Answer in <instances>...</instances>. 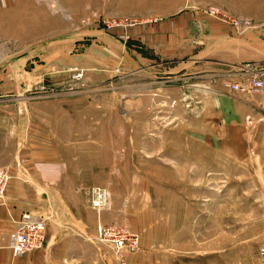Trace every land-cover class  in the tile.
<instances>
[{"label":"rangeland","instance_id":"374dc122","mask_svg":"<svg viewBox=\"0 0 264 264\" xmlns=\"http://www.w3.org/2000/svg\"><path fill=\"white\" fill-rule=\"evenodd\" d=\"M171 10L172 0H0V135L28 109L83 114L57 130L68 143L82 136L81 161L49 185L63 193L45 196L40 215L47 227L57 212L78 239L74 264H117L99 225L138 238L125 264H261L264 64L223 60L210 33L178 35ZM254 77L255 93L225 85ZM11 157L0 167L13 175ZM94 189L106 193L98 209Z\"/></svg>","mask_w":264,"mask_h":264},{"label":"crops","instance_id":"0c3cea01","mask_svg":"<svg viewBox=\"0 0 264 264\" xmlns=\"http://www.w3.org/2000/svg\"><path fill=\"white\" fill-rule=\"evenodd\" d=\"M209 9H215L218 15H211ZM170 14L172 29L176 30L178 35L180 32L182 35L210 33V36L215 38L214 41L218 40L220 58L223 60L239 64L247 62L264 64V27L262 26L264 0H172ZM212 17L224 21L225 18L235 17L237 21L233 25L230 23L218 25L212 21ZM200 20L209 21L210 26L198 22ZM27 111L17 118L14 125L5 126L8 129L3 132L7 133L0 135L2 142L3 139L14 138L12 149L0 145V166L8 165L4 163L11 155L13 162L9 164L12 165L16 159L13 177L6 190L5 204L0 205V264H74L67 245L78 239L64 235L58 228L60 224L56 222L57 212L56 219L52 216L53 222L47 223L45 245L42 249L30 251L17 258H13L10 253V235L22 213L45 215L46 212L42 207L48 201L44 197L63 193L62 190L49 188V185L55 186V183L61 181L63 174L68 170V164L81 161L76 145L82 136L79 138L72 132L69 136L72 140L68 143V135L60 134L57 130H61L62 126L65 127L66 123V131L73 128V125L76 130L81 126L79 122L83 121L81 118L83 114L72 113V117L68 119L70 114L67 109L57 108L48 111L28 109ZM73 111L82 112L72 109L71 112ZM24 118H27V123L22 122ZM50 120L51 123L48 124ZM39 129L47 131L41 138L38 137L43 141L36 139L41 132ZM10 132H15L16 135H9ZM48 142L52 151L47 149ZM42 143L44 146H41ZM89 147L90 150L86 151L85 155L93 160L95 158L93 147ZM4 156L5 160H3ZM38 205L41 207L40 210L39 207L37 208Z\"/></svg>","mask_w":264,"mask_h":264},{"label":"built area","instance_id":"2783aa9c","mask_svg":"<svg viewBox=\"0 0 264 264\" xmlns=\"http://www.w3.org/2000/svg\"><path fill=\"white\" fill-rule=\"evenodd\" d=\"M208 12L214 16L218 15L215 9H209ZM262 84V79L254 77L244 86L232 81H227L225 85L229 89L255 93L261 89ZM12 177L13 175L8 167H0V205L5 204L6 190ZM94 191L96 195L92 203L94 208L98 209L105 203L106 193L100 189H94ZM98 233L100 239L113 249L117 264H125L122 258L123 251L132 250L138 246V238L121 226L99 225ZM45 238V219L28 212L22 213L10 235L9 249L11 256L17 258L30 251L42 249L45 245ZM258 255L261 264H264V242L258 249Z\"/></svg>","mask_w":264,"mask_h":264}]
</instances>
